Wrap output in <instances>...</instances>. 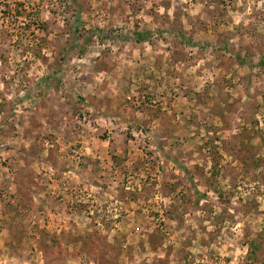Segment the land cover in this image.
Returning <instances> with one entry per match:
<instances>
[{
    "label": "rangeland",
    "instance_id": "rangeland-1",
    "mask_svg": "<svg viewBox=\"0 0 264 264\" xmlns=\"http://www.w3.org/2000/svg\"><path fill=\"white\" fill-rule=\"evenodd\" d=\"M0 264H264V0H0Z\"/></svg>",
    "mask_w": 264,
    "mask_h": 264
},
{
    "label": "trees",
    "instance_id": "trees-1",
    "mask_svg": "<svg viewBox=\"0 0 264 264\" xmlns=\"http://www.w3.org/2000/svg\"><path fill=\"white\" fill-rule=\"evenodd\" d=\"M135 36H137V38H136L137 42H138V41L140 42V41H142V40H145V39H144L145 36H144L143 34L136 33Z\"/></svg>",
    "mask_w": 264,
    "mask_h": 264
}]
</instances>
